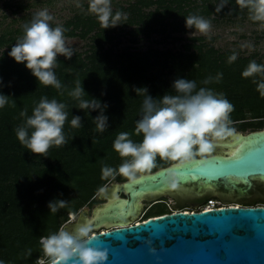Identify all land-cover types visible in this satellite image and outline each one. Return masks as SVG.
I'll return each mask as SVG.
<instances>
[{"label": "trees", "instance_id": "16d2710c", "mask_svg": "<svg viewBox=\"0 0 264 264\" xmlns=\"http://www.w3.org/2000/svg\"><path fill=\"white\" fill-rule=\"evenodd\" d=\"M5 5L14 14L28 7L27 3L15 0H6ZM112 10L126 13V19L107 29L100 26L96 15L89 10V3L75 9L60 23L50 22L53 27L59 24L66 28L65 37L88 40L83 51L70 47L75 53L70 60L62 55L57 57L54 72L61 89L40 84L27 69L26 62L17 63L8 55L23 34L24 25L12 23L0 31V93L9 96L8 104L0 108V261L3 264H34L43 255L42 236L57 232L70 214L92 204L109 181L127 179L120 175L104 178L102 167L118 168L122 163L113 148L120 132L130 133L134 142L142 141V135L135 134V126L144 96L137 95L135 88L146 87L157 98L168 92L175 94L172 83L177 78L195 80L198 89L207 87L214 93H222L234 105L231 127L264 125V97L257 91L253 78L242 76L250 61L264 64V58L258 53L244 55L234 49L222 50L203 35L184 36L191 30L186 27L189 15L210 21L235 15L249 17L248 9L242 8L237 0H127L116 2ZM22 19L30 22L27 13ZM142 37L151 40L145 48L136 45ZM125 40L131 43L122 45ZM234 54L237 59L229 63L228 58ZM218 73L223 74L219 82L202 84L204 79L215 78ZM77 79L85 91L83 99L96 98L107 105L104 114L109 118L108 129L102 133L93 122L99 110L79 109L78 101L68 95ZM43 96L65 103L68 112L63 128L67 143L51 147L46 156L31 153L22 146L14 131L24 123L21 112L26 109L31 115ZM76 115L82 117V127L71 126ZM170 163L157 157V166L152 171ZM213 196L200 195L192 202L200 206ZM54 200L68 203L57 213H51L48 204ZM240 200L243 204H258L245 196ZM176 202V208L183 207L180 201ZM172 211L163 197L148 206L144 214L149 218ZM29 249L31 256L27 255Z\"/></svg>", "mask_w": 264, "mask_h": 264}, {"label": "clouds", "instance_id": "9594fccd", "mask_svg": "<svg viewBox=\"0 0 264 264\" xmlns=\"http://www.w3.org/2000/svg\"><path fill=\"white\" fill-rule=\"evenodd\" d=\"M242 8L248 9L249 19L260 22L264 28V0H237ZM89 10L97 17L103 29L120 25L126 19V13H113L111 0H89ZM53 17L47 9L37 11L30 22L23 27V34L17 38L8 55L17 63H25L33 76L44 86L61 89L54 68L57 57L62 55L71 59L74 51L66 46L65 32L62 25L53 27ZM211 21L199 15L186 17V27L206 34L211 29ZM237 59L234 54L228 58L231 63ZM222 73L215 78L209 76L202 81L207 85L222 79ZM244 78H253L261 97H264V64L255 60L249 62L242 72ZM259 76L257 80L255 77ZM2 83V81H0ZM137 95H143L141 116L136 121L135 134L142 135V141L134 142L131 134L120 132L113 148L119 154L122 163L118 168L104 165V178L120 175L130 182H137L142 174L150 173L156 168L157 157L174 162L173 167H182L195 160L196 157L210 155L217 143L236 135L231 127L230 113L234 105L223 94L214 93L207 87L197 88L195 80L177 78L172 83V91L162 97L153 98L146 87L135 88ZM85 94L79 79L75 88L68 95L78 101V108L88 111L99 110L93 118L96 130L104 132L108 129V116L105 115L106 104L98 99H83ZM9 102V96L0 93V108ZM67 105L55 98L49 100L41 97L33 108L32 114L27 110L21 112L24 123L14 131L20 144L31 153L46 156L53 146L59 147L67 143L63 128L68 118ZM71 126L82 127V117L76 115L71 119ZM178 179L175 172L168 176V186L175 189ZM68 202L54 200L49 202L51 213H57ZM92 229L88 223L78 224L71 230L61 227L57 232L40 238L43 255L34 264H106L107 250L92 246ZM31 256V250H28ZM3 264V261H0Z\"/></svg>", "mask_w": 264, "mask_h": 264}, {"label": "water", "instance_id": "95a60500", "mask_svg": "<svg viewBox=\"0 0 264 264\" xmlns=\"http://www.w3.org/2000/svg\"><path fill=\"white\" fill-rule=\"evenodd\" d=\"M230 138L219 142L228 150L198 156L182 167L172 162L142 174L137 182H118L113 198L104 197L91 209L81 221H91L98 211L100 225L91 229L117 221L115 227L90 234L93 247L107 250L106 264H264V204L226 203L204 210L177 209L135 223L120 220L153 195L175 198L173 206L176 201L196 205L192 201L206 194L223 201L240 202L237 195L264 200V128ZM170 172L178 179L175 189L168 186Z\"/></svg>", "mask_w": 264, "mask_h": 264}, {"label": "rangeland", "instance_id": "374dc122", "mask_svg": "<svg viewBox=\"0 0 264 264\" xmlns=\"http://www.w3.org/2000/svg\"><path fill=\"white\" fill-rule=\"evenodd\" d=\"M5 1L6 0H0V31L5 29L12 23H14L15 26H18V24L25 25L26 23L25 20L22 19V16L27 13L30 16L31 20L34 13L43 9H47L49 14L53 17V20L51 22L60 23L65 18L69 17L75 11V9L80 6H84L85 3H89V0H15L27 3L28 7L26 8V11L14 14L10 10V8L5 5ZM120 1L126 2L127 0H111V7H114L115 3ZM16 18L18 19V21H15ZM211 25V29L206 34L200 33L195 29H191L190 31L185 32L184 36L203 35L207 41L212 42L214 45H216L222 50L234 49L235 51H238V53L244 55L258 53V56H262L264 58V28L260 26V22H253L249 19L248 16L235 15L232 17H225L222 19L211 21ZM154 37L158 36L155 35ZM150 41L151 40L142 37L140 42L136 45L145 48L150 44ZM130 43V41L125 40L122 45ZM173 44L174 43L172 42L169 45ZM66 46L69 48L72 47L73 49L78 51H83L88 47V40L81 39L80 37H66ZM233 128H235L236 134L239 132L247 134L251 130L264 128V125L261 127L255 126V128L250 126L245 129H240L239 127ZM228 139L230 140L231 138ZM221 150H228V148H224L221 144L217 143L214 147L213 152H218ZM118 182H121V180L115 178L111 180V182H109V184L107 185L117 184ZM213 197L217 198L222 204L227 203L229 205H232L240 203L239 201L224 202L217 195H214ZM103 198L104 196L101 195L100 197L96 198V200L92 204H87L83 206L79 210V213L70 214V217L74 216V220L70 223L66 221L64 223V227H66L67 230H71L76 225L81 224V221L85 218V216L91 211L93 207L99 204L103 200ZM160 198L163 199V197ZM166 198L168 208L173 211L177 209L192 211L196 207L199 208V205H194L190 202L181 204L183 206L182 208H176L178 207L177 205L173 206L175 198ZM152 200L141 208H139L138 210H136L134 213L130 214L127 217V221H134L141 218L144 215V212L148 208V206L151 205ZM261 200L264 201L262 198H257L255 201L258 202V204H263ZM99 228L100 227H98L97 229ZM97 229H92L91 233H93Z\"/></svg>", "mask_w": 264, "mask_h": 264}, {"label": "flooded vegetation", "instance_id": "af4514ba", "mask_svg": "<svg viewBox=\"0 0 264 264\" xmlns=\"http://www.w3.org/2000/svg\"><path fill=\"white\" fill-rule=\"evenodd\" d=\"M253 128H255V127L253 126ZM254 130H255V129H254ZM121 181H124V180H121ZM108 184H109V183H108ZM111 184H112V183H111ZM115 187H116V184L106 185L104 188L100 189V191L96 194L95 199L98 198V197H100L101 195H103L106 199H108V200L110 201V200L113 198L112 191H113V189H114ZM118 194H123L124 196L129 197V195L127 194L126 191H120ZM162 195H164V194H162ZM156 196H160V195L147 196V197H144L141 201H143V200H147V201H149V200L153 199V198L156 197ZM237 197H241V196L237 195ZM161 200H163V199L159 197V201H161ZM240 201H241V200H240ZM154 202H157V201H155V200L153 199V200H152V203H154ZM152 203H151V204H152ZM240 203H242V202H240ZM104 206H105V205H104ZM99 208H101V207H99ZM99 208H97V210H98ZM77 213H79V211H78ZM74 214H75V213H74ZM97 215H98V211L93 215V219H91V221H90V219H88L87 223H89L90 226L100 225V224H98L99 220H96ZM73 218H74V216H71V217L69 218V220H67V221H68L69 223H70V222H73V220H74ZM146 218H147V216L144 214L141 218H139V219H137V220H134V221H127V219H126V221H127V222L135 223V222L143 221V220H145ZM68 222H67V223H68ZM116 223H117V221H106V222H102V223H101L102 226H101L99 229L94 228V229H97V230L94 231V232H97V231H103V230H107V229H110V228H112V227H115V226H117ZM64 228L66 229V227H64ZM69 228H70V227H69ZM94 232H93V233H94ZM90 234H92V233H90Z\"/></svg>", "mask_w": 264, "mask_h": 264}, {"label": "built area", "instance_id": "2783aa9c", "mask_svg": "<svg viewBox=\"0 0 264 264\" xmlns=\"http://www.w3.org/2000/svg\"><path fill=\"white\" fill-rule=\"evenodd\" d=\"M227 204H222L215 197L208 198L202 205L199 206L198 210L211 209V208H219L221 206H225Z\"/></svg>", "mask_w": 264, "mask_h": 264}, {"label": "bare ground", "instance_id": "6f19581e", "mask_svg": "<svg viewBox=\"0 0 264 264\" xmlns=\"http://www.w3.org/2000/svg\"><path fill=\"white\" fill-rule=\"evenodd\" d=\"M237 148H238V147L235 148L234 153L236 152ZM127 217H128V216H127ZM127 217H125V218H123V219H120V220H125V219H127ZM125 221H126V220H125Z\"/></svg>", "mask_w": 264, "mask_h": 264}]
</instances>
